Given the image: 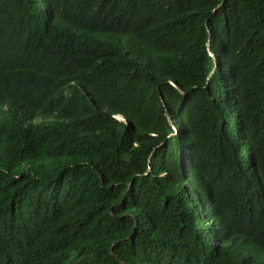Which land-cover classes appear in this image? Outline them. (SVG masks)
<instances>
[{"label":"trees","instance_id":"1","mask_svg":"<svg viewBox=\"0 0 264 264\" xmlns=\"http://www.w3.org/2000/svg\"><path fill=\"white\" fill-rule=\"evenodd\" d=\"M0 264H264V0H0Z\"/></svg>","mask_w":264,"mask_h":264}]
</instances>
